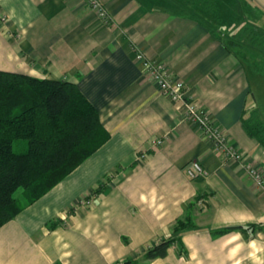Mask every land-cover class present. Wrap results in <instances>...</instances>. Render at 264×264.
I'll return each instance as SVG.
<instances>
[{
	"label": "crops",
	"instance_id": "crops-1",
	"mask_svg": "<svg viewBox=\"0 0 264 264\" xmlns=\"http://www.w3.org/2000/svg\"><path fill=\"white\" fill-rule=\"evenodd\" d=\"M98 1L109 27L83 0H0V71L75 83L110 135L0 228V264H114L171 237L178 242L167 255L148 264H264V183L213 150L136 53L183 81L264 182V143L241 124L256 109L264 120L251 88L260 58L239 60L198 23L151 1ZM248 2L264 19V0ZM192 161L204 171L193 180ZM177 220L189 226L175 235Z\"/></svg>",
	"mask_w": 264,
	"mask_h": 264
},
{
	"label": "trees",
	"instance_id": "trees-1",
	"mask_svg": "<svg viewBox=\"0 0 264 264\" xmlns=\"http://www.w3.org/2000/svg\"><path fill=\"white\" fill-rule=\"evenodd\" d=\"M241 2L254 9L248 0H153L152 6L195 21L229 53L253 62L252 52L260 46L246 51L227 35L230 27L243 22L236 16ZM241 124L251 138L264 143V120L258 109ZM109 137L97 109L75 83L0 71V228L64 180ZM21 142L26 144L25 150H15ZM19 189L23 204L14 197ZM187 226L177 220L173 234ZM174 242L178 238L161 240L137 257L114 264H148L162 259Z\"/></svg>",
	"mask_w": 264,
	"mask_h": 264
},
{
	"label": "built area",
	"instance_id": "built-area-1",
	"mask_svg": "<svg viewBox=\"0 0 264 264\" xmlns=\"http://www.w3.org/2000/svg\"><path fill=\"white\" fill-rule=\"evenodd\" d=\"M89 9L93 11L100 22L109 27L111 18L107 10L100 4L98 0H83ZM4 21V18H1ZM136 59L139 62L144 74L150 79L158 88L160 95L169 99L172 102L179 103L184 107V120L192 122L196 125L202 137L208 141L213 150L222 155L223 158L231 159L238 162L246 171L248 176L259 186L263 185L262 175L246 162L244 156L232 148L226 141L225 136L221 133L219 128L211 116L195 103L186 94V88L183 81L172 77L164 65L157 61H151L145 55L138 51ZM161 141H155V146L160 145ZM187 178L193 180L204 175L202 166L197 161H192L185 169ZM91 199L83 201L85 205L90 204Z\"/></svg>",
	"mask_w": 264,
	"mask_h": 264
},
{
	"label": "rangeland",
	"instance_id": "rangeland-1",
	"mask_svg": "<svg viewBox=\"0 0 264 264\" xmlns=\"http://www.w3.org/2000/svg\"><path fill=\"white\" fill-rule=\"evenodd\" d=\"M153 2V0H151ZM158 8V7H154ZM244 5L243 2L240 3V5L237 7V14L236 16L239 17L243 21L238 24H234L232 27L229 28L227 31V35L229 34L232 35L231 38L235 41L241 44L242 48L248 51V47L253 46L255 49L256 47H259L257 49V52L255 51L252 52V54H255V57L260 58L261 61L255 63H260L262 64V69H260V78H259V86L258 88H255L251 85L252 88V93L255 95L257 101L259 102L258 108L263 112L264 114V19L263 16H259L258 12L255 10L247 9ZM253 25H256L258 28H256L259 34H255V30H253ZM254 57V56H253ZM254 57V58H255ZM260 64V65H261ZM165 67V66H164ZM254 74V73H253ZM249 78H252V74H249ZM252 82V80H251ZM15 150L17 151H24L26 148V144L21 142L20 144L15 145ZM92 195H90L91 197ZM14 197L23 204V196H22V190L19 189L17 192L14 194ZM89 197V198H90ZM88 197L80 201L79 205H76V207H79L81 205V202L88 200ZM87 206V205H85ZM77 209V208H76ZM75 209V210H76ZM74 210V211H75Z\"/></svg>",
	"mask_w": 264,
	"mask_h": 264
}]
</instances>
